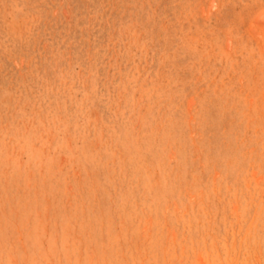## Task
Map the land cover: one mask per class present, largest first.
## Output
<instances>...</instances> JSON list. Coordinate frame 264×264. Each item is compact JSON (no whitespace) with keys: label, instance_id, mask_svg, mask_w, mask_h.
Wrapping results in <instances>:
<instances>
[{"label":"rangeland","instance_id":"obj_1","mask_svg":"<svg viewBox=\"0 0 264 264\" xmlns=\"http://www.w3.org/2000/svg\"><path fill=\"white\" fill-rule=\"evenodd\" d=\"M0 264H264V0H0Z\"/></svg>","mask_w":264,"mask_h":264}]
</instances>
